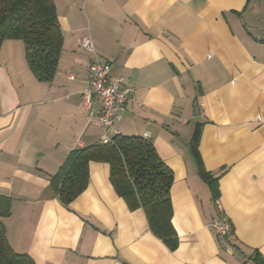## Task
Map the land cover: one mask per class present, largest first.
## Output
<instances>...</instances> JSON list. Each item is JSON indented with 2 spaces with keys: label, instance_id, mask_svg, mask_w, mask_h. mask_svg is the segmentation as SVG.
<instances>
[{
  "label": "crops",
  "instance_id": "obj_1",
  "mask_svg": "<svg viewBox=\"0 0 264 264\" xmlns=\"http://www.w3.org/2000/svg\"><path fill=\"white\" fill-rule=\"evenodd\" d=\"M54 4L63 44L50 81L21 40L0 48V225L13 250L34 264L264 262V0ZM86 38L94 50L80 47ZM96 58L132 91L118 130L152 142L173 173L175 249L118 195L107 163L90 164L70 205L59 199L53 178L69 155L104 135L82 104ZM225 217L231 252L210 226Z\"/></svg>",
  "mask_w": 264,
  "mask_h": 264
},
{
  "label": "trees",
  "instance_id": "obj_2",
  "mask_svg": "<svg viewBox=\"0 0 264 264\" xmlns=\"http://www.w3.org/2000/svg\"><path fill=\"white\" fill-rule=\"evenodd\" d=\"M6 40H21L28 64L42 82L50 81L58 67L63 34L57 20L54 0H0V48ZM199 129L193 139V153L198 155ZM107 163L111 183L132 209L144 211L151 231L171 249L178 245L172 224V171L159 158L152 142L135 136L114 135L110 143H99L73 151L62 172L53 178L59 199L70 205L83 194L89 183L91 163ZM201 175L210 180L203 169ZM215 191V189H214ZM9 214L0 205V217ZM256 264H264L259 258ZM0 264H34L27 255L16 253L0 225Z\"/></svg>",
  "mask_w": 264,
  "mask_h": 264
},
{
  "label": "built area",
  "instance_id": "obj_3",
  "mask_svg": "<svg viewBox=\"0 0 264 264\" xmlns=\"http://www.w3.org/2000/svg\"><path fill=\"white\" fill-rule=\"evenodd\" d=\"M99 1V0H82ZM80 47L88 50H94L95 44L91 39H83ZM110 65H103L96 58L90 66L89 78L82 91V104L88 111V122L100 126L104 130L102 143H110L114 135H119L120 131L117 124L124 118L125 107L128 97L132 92L130 89L122 88L124 80H110ZM99 103L100 110L94 109V102ZM260 121V119H258ZM219 244L231 252L228 246V239L233 234V227L228 218L216 219L211 223Z\"/></svg>",
  "mask_w": 264,
  "mask_h": 264
}]
</instances>
